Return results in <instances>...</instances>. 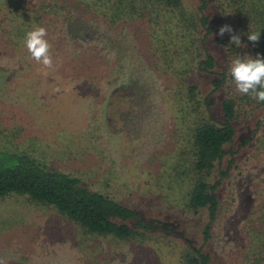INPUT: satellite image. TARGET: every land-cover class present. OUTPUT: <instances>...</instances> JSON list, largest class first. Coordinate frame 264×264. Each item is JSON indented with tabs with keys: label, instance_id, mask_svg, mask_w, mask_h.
<instances>
[{
	"label": "rangeland",
	"instance_id": "1",
	"mask_svg": "<svg viewBox=\"0 0 264 264\" xmlns=\"http://www.w3.org/2000/svg\"><path fill=\"white\" fill-rule=\"evenodd\" d=\"M187 4L197 7L199 2ZM204 12L212 28L206 48L216 58L215 70H225L227 76L220 90L208 97L212 113L219 117L220 101L235 92L228 78L232 61L215 36L223 25L221 14L210 1ZM88 34L91 38L84 40ZM67 35L82 43L96 38L117 60L118 79L102 89V97L94 98L81 88L87 83L6 69L0 73V152L28 155L50 170L78 178L82 186L135 210L149 230L143 231L141 241L86 237L53 206L10 193L0 197V264H93V257L96 264H177L187 245H200L206 217L202 211L188 214L180 207L184 190L173 180L170 167L175 137L172 115L160 99L161 85L145 68L129 30H86L81 18L70 16ZM195 76L201 95L219 78L201 72ZM263 115V109H256L237 125L233 154L221 161L220 168L228 174L220 180L217 196L226 215L212 226L203 247L212 264H236L243 239L238 228L253 201L252 186L264 181L258 150L240 144ZM230 159L234 162L229 165Z\"/></svg>",
	"mask_w": 264,
	"mask_h": 264
},
{
	"label": "trees",
	"instance_id": "2",
	"mask_svg": "<svg viewBox=\"0 0 264 264\" xmlns=\"http://www.w3.org/2000/svg\"><path fill=\"white\" fill-rule=\"evenodd\" d=\"M209 1L221 14L223 25H231L241 34L261 33L255 47L246 36H242V42L247 47L229 44L227 34L220 37L229 62L238 56L246 60L256 53L264 55V0H198L197 7L188 5L187 0H0V73L17 69L25 75L35 72L47 80L87 83L81 88L94 98L102 97V89L118 79L117 60L96 43V38L91 43L69 38L67 20L70 16L81 18L86 30L103 27L131 32L145 68L161 85L160 99L172 115L175 146L171 150L175 160L170 167L173 180L184 190L180 207L188 214L202 211L206 217L200 245H187L177 264H212L203 247L211 238L212 226L226 215L217 196L220 180L228 174L227 169L220 168L221 161L233 154L237 125L251 118L256 109L264 111V102L257 103L235 90L220 101L219 117L212 113L208 97L220 90L227 76L225 70H215L216 58L206 48L212 31L204 12ZM37 26L47 31L51 68L36 62L25 47L26 33ZM84 38L91 37L88 34ZM197 72L219 77L211 80L205 95L198 88ZM228 78L232 79L230 74ZM248 144L258 150L259 163L264 164V115L255 119L250 136L240 145ZM232 162L230 159L229 165ZM10 193L53 206L86 237L141 241L146 236L143 231L149 230L135 210L82 186L78 178L50 170L25 154L0 152V197ZM252 194L253 201L238 228L243 239L235 253L236 264H264L263 180L254 183ZM93 258L89 263L96 264Z\"/></svg>",
	"mask_w": 264,
	"mask_h": 264
},
{
	"label": "clouds",
	"instance_id": "3",
	"mask_svg": "<svg viewBox=\"0 0 264 264\" xmlns=\"http://www.w3.org/2000/svg\"><path fill=\"white\" fill-rule=\"evenodd\" d=\"M225 34L229 37L228 43L237 47H247V44L242 42V36H246L247 41L255 47L260 42L261 35L259 32L241 34L231 25L224 24L218 28L215 36L223 38ZM46 36V29L37 26L26 33L24 43L28 53L36 62L45 68H51L53 67L51 45L45 39ZM229 72L238 93L250 96L257 103L264 102V55L256 53L254 58L249 55L246 60L238 56L231 62Z\"/></svg>",
	"mask_w": 264,
	"mask_h": 264
}]
</instances>
